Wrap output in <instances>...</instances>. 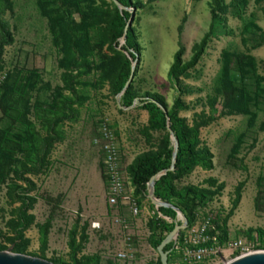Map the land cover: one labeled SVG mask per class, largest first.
I'll return each instance as SVG.
<instances>
[{
  "label": "rangeland",
  "instance_id": "obj_1",
  "mask_svg": "<svg viewBox=\"0 0 264 264\" xmlns=\"http://www.w3.org/2000/svg\"><path fill=\"white\" fill-rule=\"evenodd\" d=\"M140 1L144 6L133 11L132 25L137 29L143 49L139 63H133L137 73L132 83L139 93L151 91L163 94L168 107L181 96L188 107L180 114L189 123L193 122L197 113L209 110L206 101L214 93L224 49L256 58V74L250 73L245 79L252 95V113L220 116L202 127L201 139L214 154V168L208 170L197 166L176 184L179 187L191 184L206 187L209 178H214L218 184H225L219 195L198 210L195 224L185 229L188 240L196 239L204 243V238L209 239L206 242L208 248L216 250L206 257L204 264L217 262L220 258L229 261L240 256L241 249L233 253L226 250L231 242L239 239L248 249L261 250V236L249 230L264 229V43L250 24L254 22L264 29V0L261 3L249 0L242 16L236 8L230 7L226 15L230 33L213 38L198 65L189 76L182 78V84L192 90L185 94H181L169 69L180 44L185 46L184 58L188 60L193 44L208 30L212 19L211 0ZM10 2V8L6 7V0L0 2V10L4 11V18L14 35V42L4 50L0 87L9 75L18 70L37 69L44 81L51 85L49 90L37 96L49 101L55 88L63 86L64 69L60 64L65 56L54 43L48 18L42 13L38 0ZM73 18L81 20L78 13ZM181 24L184 25L182 32L179 30ZM91 34L97 36L98 31L92 30ZM98 74L99 71L94 68L91 74L83 77L91 83L81 87V91L87 93V101L81 105L75 103L73 110L68 109L67 116L54 129L44 127L35 112L31 114L40 132L43 135L52 134L55 140L47 157V166L39 173L26 175L33 180V189L29 190L26 181L16 178H13L14 183L9 180L0 186V243L8 246L6 250L13 252V245L7 239L13 234L8 230L7 221L20 205L15 194L29 193L36 198V202L29 211L35 220L26 231V237L31 240L27 255L44 256L50 261L63 259L71 263V233L78 225L79 241L81 227L87 223L88 239L78 251V257L97 254L102 264H115L109 261V256H113L119 248L133 254L132 264H155V258L159 257L157 249L148 242L149 223L159 215L156 205L149 196L142 198L135 195V191L140 207L138 215L133 216L128 206L109 205V181L103 151L95 139L99 136L101 123L107 120L120 145L123 162L128 165L138 154L154 146L160 134L154 133L150 140L142 132L148 122V111L142 108L140 99H136L131 108L120 107L121 95L111 93L109 82L98 86ZM32 96V102H35L36 93ZM2 116L0 109V119ZM8 122L4 119L0 121V126L5 127ZM10 186L16 188L12 196ZM129 186L130 190L134 189L132 184ZM240 187L242 198L229 215ZM117 217L127 218L129 227L113 224ZM48 220H51L48 244L43 248L39 230ZM176 220L183 222L181 213ZM167 221L174 222L171 218ZM216 221L227 228L228 239L224 244H220L217 238L221 231ZM214 229L217 235L209 232ZM176 261L184 264L179 254L175 255L171 264Z\"/></svg>",
  "mask_w": 264,
  "mask_h": 264
},
{
  "label": "trees",
  "instance_id": "obj_2",
  "mask_svg": "<svg viewBox=\"0 0 264 264\" xmlns=\"http://www.w3.org/2000/svg\"><path fill=\"white\" fill-rule=\"evenodd\" d=\"M116 1L38 0L42 13L48 18L54 43L65 56V60L60 64L64 69L63 86L55 88L48 102L38 97L37 94L49 90L51 85L44 81L37 69L18 70L9 75L1 85L0 109L3 116L0 121L7 119L9 122L5 127L0 126V186L9 180L13 182V178H16L26 181L29 190L35 187L33 180L26 175L39 173L47 166V157L55 138L52 134L43 135L31 119V114L35 112L44 127L54 129L67 116L66 111L73 110L75 103L81 105L87 101V93L81 91V87L91 83L83 80V77L91 74L95 68L99 71L96 84L103 86L109 82L111 93L121 95L123 106L130 107L136 99H140L142 108L148 111V122L142 132L150 140L154 133L160 134L159 141L154 146L138 154L127 166L135 195L147 197L150 179L160 174L155 184L156 196L178 208L187 217L188 227H191L197 221L198 210L207 206L219 195L225 184L223 182L218 184L217 180L209 178L206 187L193 184L179 187L176 181L189 175L197 166L208 170L214 168V154L201 139L202 127L211 124L220 116L252 113L250 110L252 95L245 79L250 73L256 74L257 61L250 54L224 49L221 58L222 68L216 80L214 93L209 95L206 101L209 110L197 113L193 122L189 123L180 114L188 107L181 96L171 107H168L165 96L159 92L139 93L133 83L125 88L131 76L133 63H139L143 49L136 27L131 23L126 35L125 29L134 15L133 11L142 8L144 3L140 0ZM262 1L256 0L257 3ZM248 3L249 0H231L230 3L226 0L210 1L212 19L208 30L193 44L192 54L188 60L184 58L186 49L181 43L169 69V74L177 81L181 94L192 91L182 84V78L189 76L190 71L198 65L212 39L230 33L226 18L230 7L236 8L238 14L242 16ZM10 5V0H6V7L10 8ZM76 13L80 15V21L73 18ZM250 25L264 43V29L254 22ZM183 27L184 25L181 24L180 32ZM92 30L98 31V35H92ZM13 42L14 35L10 24L4 18V11L0 10V69L5 47ZM34 92L36 99L32 102ZM160 105L168 108L169 119ZM169 128H172L179 141L174 171H167L172 165L175 148ZM9 189L12 196V191L16 188L10 186ZM15 196L16 200L20 201V205L7 221L8 230L13 234L7 239L13 245V252L27 254L31 240L26 237V231L35 220V216L29 211L36 198L29 193H17ZM241 198L240 187L237 189L229 215L233 213ZM257 205L259 206L258 202ZM159 212L170 217L174 222H168L158 216L150 221L149 241L156 249L173 230L178 216L177 210L171 206H160ZM216 225L221 231L220 235L216 234L215 229L209 232L211 235L216 234L219 243L224 244L228 239L227 228L221 226L219 221H216ZM50 227L51 220L40 226L43 248L48 244ZM78 227L75 226L71 233V263L63 259L51 261L56 264H102L97 254L77 256L88 239V224L85 223L81 227L79 241H77ZM249 232H257L261 236L262 249H264V229H250ZM183 234L184 231L180 233L181 236ZM6 249L8 246L0 243V250ZM165 250H171L169 253V264H171L176 255L174 242L167 244ZM156 264H161L160 256Z\"/></svg>",
  "mask_w": 264,
  "mask_h": 264
},
{
  "label": "built area",
  "instance_id": "obj_3",
  "mask_svg": "<svg viewBox=\"0 0 264 264\" xmlns=\"http://www.w3.org/2000/svg\"><path fill=\"white\" fill-rule=\"evenodd\" d=\"M95 143L100 147L103 151V160L105 170L108 175L109 181V205L111 207H124L128 206L130 209V213L133 216H136L140 213V207L137 199L134 196V189L130 190L129 184H132V180L130 174L127 169V164L123 162L122 151L120 145L115 139L114 132L110 127L107 120H104L99 129V136L96 137ZM133 185V184H132ZM149 185V184H148ZM150 190V186H149ZM158 210V217H162L164 219H168L170 217L163 215L159 212V207L156 205ZM113 224H118L121 227L128 228V219L127 218H119L117 217L113 220ZM206 227V226H205ZM100 228V226H98ZM185 233L174 240V249L176 255L179 254L181 260L184 264H204L206 257L211 256L215 253L216 250L207 246L206 242L209 239L204 238V243L201 240H188L186 238V230ZM151 233V231H150ZM215 239V238H213ZM148 242L151 246H153L148 238ZM206 244V245H205ZM154 247V246H153ZM241 249V255L253 252L254 250H250L246 247L245 243L242 239L236 240L235 242H231L226 250H229L230 253L235 252V250ZM158 251V250H157ZM218 252V250H217ZM159 255V252H158ZM160 256V255H159ZM133 254L123 248H119L113 256H109V261L112 260L115 264L123 262V264H132ZM158 256L155 258V264L158 261ZM227 261L220 258L217 262H212L208 264H225ZM108 263V262H107ZM179 261H176L173 264H179ZM154 264V262L152 263Z\"/></svg>",
  "mask_w": 264,
  "mask_h": 264
},
{
  "label": "water",
  "instance_id": "obj_4",
  "mask_svg": "<svg viewBox=\"0 0 264 264\" xmlns=\"http://www.w3.org/2000/svg\"><path fill=\"white\" fill-rule=\"evenodd\" d=\"M116 2L117 4H119L118 1ZM133 18H134V15L132 16L129 24L127 25L125 29V35L128 33V29L132 23ZM135 73H136V65L133 64L131 76L126 83L125 88H127L132 83L135 77ZM119 104H120V107H124L121 103ZM133 105L130 106V108L133 107ZM160 106L162 110L165 112L167 118L169 119L168 108L164 105H160ZM169 131L171 133L172 139L174 140L175 148H174V153H173L172 165L167 171H174L175 164H176V158L178 155L179 141L176 135L174 134V131L172 130V128H169ZM159 176L160 174H156L152 176V178L149 181L150 190H149L148 196L150 200L152 201L154 205H157L158 207L171 206L175 210H177L178 215L179 213H181L183 216V222L179 223V221L176 220L173 230L169 232V234L165 237V239L161 242V244L157 248L160 258H161V264H169L168 259H169V253L171 250H165V247L167 244H169L170 242L174 241L177 238L181 230H185L188 228V219L178 208L174 207L171 204L166 203L165 201L161 200L160 198L156 196L155 184ZM0 264H56V263L50 260L41 258V257L31 256V255L22 254V253H14L8 250H0ZM225 264H264V250L261 249V250H256V251H253L247 254H242L240 256L235 257L232 260L227 261Z\"/></svg>",
  "mask_w": 264,
  "mask_h": 264
}]
</instances>
